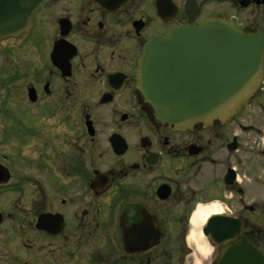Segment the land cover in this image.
Here are the masks:
<instances>
[{
	"label": "flooded vegetation",
	"instance_id": "flooded-vegetation-1",
	"mask_svg": "<svg viewBox=\"0 0 264 264\" xmlns=\"http://www.w3.org/2000/svg\"><path fill=\"white\" fill-rule=\"evenodd\" d=\"M208 17L264 34V0H45L0 41V264H187L200 205L222 218L196 264H264V59L209 126L137 86L149 38Z\"/></svg>",
	"mask_w": 264,
	"mask_h": 264
},
{
	"label": "water",
	"instance_id": "water-1",
	"mask_svg": "<svg viewBox=\"0 0 264 264\" xmlns=\"http://www.w3.org/2000/svg\"><path fill=\"white\" fill-rule=\"evenodd\" d=\"M43 2L0 0V41L28 31ZM263 59L264 34L246 32L233 19L208 17L149 38L138 61L137 86L159 123L209 126L255 89ZM221 218L214 214L205 222L218 225Z\"/></svg>",
	"mask_w": 264,
	"mask_h": 264
},
{
	"label": "bare ground",
	"instance_id": "bare-ground-1",
	"mask_svg": "<svg viewBox=\"0 0 264 264\" xmlns=\"http://www.w3.org/2000/svg\"><path fill=\"white\" fill-rule=\"evenodd\" d=\"M221 212V208L217 205H200L196 208V210L194 211L192 217H191V227H192V231L191 234H194L193 231L198 230L199 233V240H202V237L200 236V228L203 226V224L205 223L206 219L210 216V215H214V214H218ZM189 242H191V244H193L194 248L201 254H205L206 249H205V245L199 241L195 242V239L193 237H189Z\"/></svg>",
	"mask_w": 264,
	"mask_h": 264
},
{
	"label": "rangeland",
	"instance_id": "rangeland-1",
	"mask_svg": "<svg viewBox=\"0 0 264 264\" xmlns=\"http://www.w3.org/2000/svg\"><path fill=\"white\" fill-rule=\"evenodd\" d=\"M193 233L194 234H191L190 233V234L187 235V242L190 245L193 246V244H191V242L188 241L189 240V237H193L195 239V242L196 241H199V243L202 242L205 245V242H204L203 238H202L201 241L199 240L200 238H199L198 230H196V231L194 230ZM205 249H206V252H205V254H206L210 250V248L205 245ZM207 254L206 255H203V254L199 253L197 250H195V259H191V258H194V256H191V257L187 258V260H188L187 264H196V263L206 262V256H207ZM190 259H191V261H190Z\"/></svg>",
	"mask_w": 264,
	"mask_h": 264
}]
</instances>
